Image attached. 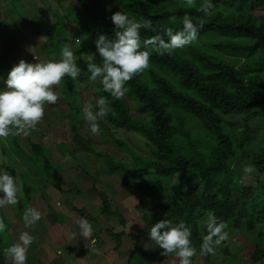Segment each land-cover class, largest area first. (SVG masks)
Instances as JSON below:
<instances>
[{"label": "trees", "instance_id": "trees-1", "mask_svg": "<svg viewBox=\"0 0 264 264\" xmlns=\"http://www.w3.org/2000/svg\"><path fill=\"white\" fill-rule=\"evenodd\" d=\"M75 1L87 16L102 25L81 28L86 38L85 48L91 53H95V41L100 34L109 39L115 38L111 16L119 11L130 18L152 21L151 29H141V41L155 35H161L167 41L163 30L166 27H171L174 32L181 30L186 14L198 26V40L171 55H160L151 46L142 47V51L149 52V66L126 83L125 99L121 97L117 100L104 92L100 78L94 82L95 97H105L108 101V115L103 120L115 129L142 136L150 156L134 154L135 165L115 162L108 153H98L90 147L91 138L81 137L76 121L71 123L68 132L70 141L66 145L74 157L86 154L103 158L109 173L126 176L127 185L132 183L136 188L145 189L153 184H156L155 189L163 183L166 185L164 195L157 196L145 190L135 193L138 207L146 217L143 218L144 227L137 236L132 237L133 240L138 242L141 238H148L151 226L160 220L167 219L173 224L183 221L191 228V241L197 249V254L192 258L193 264L211 261L224 241L215 248L214 255L199 254L202 237L207 234L199 224L205 212L213 211L219 220L226 222L228 233L242 229L243 225H246L247 231H255L260 224L259 219H264V135L260 138L257 151L248 149L258 136L256 131L249 129L248 123L256 119L264 121V19L256 16L257 11L264 9V0H212L214 10L209 15H204L200 10L204 0H195L192 5L185 3V0H175L169 7L152 5V0L142 4L111 0L115 3L112 8L100 0ZM108 7L111 11L106 10ZM53 18V25L48 27L45 23L31 34L35 38H43L45 48H51L50 60L58 61L62 57L57 49L62 50L67 40L57 36L54 42V33L63 23H59L55 15ZM212 38H216L217 42L209 44ZM202 41L208 42L218 52L209 50L206 47L208 44H197ZM82 49L78 52H82ZM256 54L258 57L251 60ZM225 56L236 60L229 62ZM95 63H102L98 54ZM87 64L86 59L79 61L78 66L82 69L80 76L90 80ZM11 68L7 67L8 72ZM66 87L69 99H64L63 103L74 119L80 111L79 104H76L78 94L73 93L70 83ZM129 100L134 101L133 112L137 116L132 115ZM93 108L98 110L96 102ZM234 119L242 122L243 128H237V123L232 121ZM108 134L112 137L111 132ZM111 140L128 152L121 140L113 137ZM14 145L16 151L31 163L33 159L36 163L41 162L45 175H48L50 162L41 145L31 143V156L25 154L16 140ZM241 162L253 167L257 179L241 191L223 185L222 180L233 175V165ZM175 176L183 182L196 181L202 185V189L189 188L176 193L173 185L167 181ZM145 179L149 181L147 184L138 183ZM95 187L93 192L101 203L100 214L122 220L111 209L112 202L106 193L97 191ZM16 206L17 210L22 209L20 201ZM251 242L254 249L250 251L251 262L247 264H264V235L258 234ZM137 252L135 249L126 264L136 261ZM161 252L162 249L157 253L158 262L171 256L164 257ZM196 257L199 258L198 262H194ZM145 260L148 261L147 258ZM0 264H7L1 249Z\"/></svg>", "mask_w": 264, "mask_h": 264}, {"label": "rangeland", "instance_id": "rangeland-1", "mask_svg": "<svg viewBox=\"0 0 264 264\" xmlns=\"http://www.w3.org/2000/svg\"><path fill=\"white\" fill-rule=\"evenodd\" d=\"M114 1L100 0L103 4H110L111 8L115 5V3H113ZM116 1L121 3L142 4L150 0ZM152 1L154 2H152V5L169 7L175 0ZM54 15L55 18L59 20V23L62 21L64 26L63 29L61 23L59 24V30L57 33H54V42H56L57 36L67 40L66 46L73 51L78 64L79 61L88 60L87 54L90 52L85 48L86 38L82 35L81 28L87 26L97 28L100 24H96L87 16L75 0H0V90L6 87L3 80L7 78V67H13L21 60L34 64L37 62H47L51 59V54L49 52L51 48H45V40L43 38H34L31 36L29 29L30 27L33 28V26L35 29L39 28L45 25V23L50 27L55 23V19L53 18ZM256 16L260 19H264V9L257 11ZM22 31L23 39H21L20 34ZM12 37L14 40L10 39ZM77 39H79V42L76 41ZM212 39L213 40L208 41L209 44L217 42L216 38ZM9 40H13L12 44ZM208 42L202 41L197 44L201 46L203 44H208ZM209 44L208 46L206 45L209 50L218 52L215 47L209 46ZM55 49H57L56 46ZM81 49L82 52H78ZM57 52L61 56L60 48L57 49ZM257 55L258 54L251 60H255L258 57ZM224 58L229 62L236 60V58L229 56H225ZM55 59L57 58L55 57ZM262 77L264 80V73ZM96 81L97 80H88L85 76H79L76 81L65 77L60 85L53 86L59 97L57 103L45 107L42 120L37 124L35 130H33L30 135H21L22 137L10 136L7 140H0V165H3L13 178L17 177V183L21 188L18 198L22 205L21 210H17L18 208L16 205L7 206L6 209H4L5 207L0 208V220L5 224V231L0 233V249L3 248L4 250L17 241L13 236V231H15V229H13L12 226L15 227L16 224H14L12 219L15 217V223L23 222L22 217L25 211L28 208H35L37 210L36 206L40 200L50 206V204L53 203L54 197L57 196L58 190L64 193L65 189H70V193H74L78 191L76 187L84 186V182L89 186L94 184L97 191H103L106 193L108 200H112L111 197L116 195L114 193L115 189L120 185L118 187V191L121 192L120 195L124 196V194L129 193V196L132 195L135 198V205L136 203L138 204L135 193L139 191H151L152 194L157 196L166 193V190H164L166 185L164 183L159 186L158 189H155L154 186H156V184L154 185L153 183L152 186H146V189L136 188L132 183L127 185L128 182L125 181L126 176L124 177L120 174L111 175L109 173L103 158H95L86 154H77L76 157L71 155L72 152L70 153L66 144L70 141L68 139V132L72 126L71 123L72 121H76L81 137L88 138L89 136L91 138L90 147L98 153H108L115 162H121L124 165H135L134 154L142 157L150 156L142 136L133 132L115 129L103 119L98 121L102 130L101 133L94 136L90 132L89 122L84 117V109L88 106L93 108V104L98 101L94 94L96 92L94 82ZM69 83L72 86L73 93L78 94L76 104L80 106V111L74 116V119L65 103H63L64 99H69V95L67 91H65ZM128 103L131 107L130 111L132 115L137 116L133 112L134 101L129 100ZM232 121L237 123V128H243V123L239 120L234 119ZM248 127L251 131H256L258 133L257 139L248 146L250 151L255 152L260 146V138L264 135V121L257 119L252 120L248 123ZM108 132H111L113 138L121 140L126 145L128 152L126 149L124 150L116 146L112 142V137L109 136ZM15 140L20 144L27 156L33 155L32 149L30 148L31 143L41 145L50 162V169L47 171V176L44 173L41 162L36 163L33 159L31 163L27 157L20 155L16 151L14 147ZM65 157H69L70 159L66 160ZM245 166V162L234 164L233 175H229L224 180L220 179V181L222 180V184L230 185L231 188H237L241 191L243 187L253 183V181L257 179V175L254 171L245 173L243 171ZM167 181L173 185L176 193H181L189 188L202 189L200 183L196 181L183 182L176 176ZM148 182L147 179L138 181V183L146 184ZM111 191L113 193H109ZM169 192L171 193L172 191ZM2 195L3 194H0V196ZM65 197L66 196H63L61 199L64 201ZM96 199L99 201L98 198ZM111 209L116 211L118 216H121L115 207ZM137 211L141 213L142 222L145 223L143 218L146 216L142 214L139 207ZM87 213L89 215L95 214V212ZM51 218L53 217L44 218L41 216V219L32 227L36 230H43L51 221ZM259 220L260 224L255 231L249 232L247 231L246 225H243L242 229L229 232L228 239L224 241L223 246L218 247L217 255L213 256L211 261L203 264H247L251 262L252 254L250 251L254 249L251 241L258 234L264 235V219L260 218ZM16 230H19V228L17 227ZM16 235L19 236L20 234ZM259 243H261V241H259ZM159 251L160 249L155 245L151 251L149 248L146 252L145 250L142 251L145 254V256L142 257L143 253L138 249V252L135 254L137 258H135L136 261H134L133 264H177V258L173 255L168 257L165 261L158 262L157 253ZM145 258H147L149 262L146 261ZM141 259H143V261H141ZM198 261V257L194 258V262ZM126 263L127 261L124 264ZM8 264H11V262L9 261ZM27 264H32L29 259L27 260ZM259 264H261V262H259Z\"/></svg>", "mask_w": 264, "mask_h": 264}, {"label": "clouds", "instance_id": "clouds-1", "mask_svg": "<svg viewBox=\"0 0 264 264\" xmlns=\"http://www.w3.org/2000/svg\"><path fill=\"white\" fill-rule=\"evenodd\" d=\"M192 5L195 0H185ZM111 11V8H106ZM204 15L214 10L212 0H204L200 9ZM115 26V38L109 39L100 34L95 41V53L87 54V71L91 73L92 81L101 79L103 91L114 99H120L127 91L125 85L149 66V52L141 48L151 46L160 55H171L178 49H185L198 40V26L190 15L183 17L181 30L173 31L171 27L163 30L168 37L165 41L161 35H155L146 41H141V29H151L152 21L148 19L130 18L126 13L119 11L111 16ZM79 42V39L76 40ZM97 54L102 63H95ZM61 59L47 62L27 63L21 60L14 65L3 80L6 87L0 90V140H7L10 136H28L35 130L42 120L45 107L55 105L58 95L53 86L60 85L67 77L73 81L81 75L82 69L78 66L73 51L65 46L61 50ZM94 110L91 106L84 109V117L89 122V130L95 136L101 133L98 121L108 115V101L101 97L96 102ZM65 159H70L65 157ZM243 171L251 173L252 166H245ZM21 188L17 177L13 178L3 165H0V208L18 204ZM25 228H31L41 219V213L35 208H28L23 217ZM200 227L206 231L202 237L199 254L214 255L215 248L228 239L226 231L228 225L219 220L213 211H207L199 221ZM78 231L72 235L81 239L93 236L94 227L86 219L77 221ZM5 231V224L0 220V233ZM191 228L183 221L173 224L163 219L151 226L148 238L162 249V256L173 255L179 264H193L192 258L197 249L191 241ZM35 242V237L28 231L20 233L18 242L4 249L3 255L11 264H27V253Z\"/></svg>", "mask_w": 264, "mask_h": 264}, {"label": "crops", "instance_id": "crops-1", "mask_svg": "<svg viewBox=\"0 0 264 264\" xmlns=\"http://www.w3.org/2000/svg\"><path fill=\"white\" fill-rule=\"evenodd\" d=\"M36 29L33 26L29 31ZM22 33L23 31L20 33L21 39ZM30 35L32 36L31 33ZM13 40H9L11 44ZM83 185L76 187L78 191L74 193H70V189H65L64 193L58 190L50 206L41 200L37 203V211L42 217H53L43 230L25 228L24 222L15 223V217L12 219L16 224L15 227L12 226L15 229L13 236L16 242L19 238L16 234L23 231H28L35 237V242L27 253L32 264H124L135 249L146 252L148 248L150 251L154 248L156 244L149 238H141L138 242L132 239L144 227L142 215L137 211L138 204L135 205V198L132 195L129 196L127 192L128 194L121 196V192L118 191L120 185L113 190L116 195L111 197L112 207L117 209L122 219L118 221L116 218H106L100 214L101 203L97 201V194L93 192L94 184L89 186L83 182ZM60 196H66L65 200L63 201ZM87 212H95V216ZM80 218H86L94 227L93 237L97 241L92 249H89L90 238L84 240L78 235L75 237L72 235L78 231L77 221ZM17 227L19 230H16ZM1 250L4 251L3 248ZM9 261L7 259V264Z\"/></svg>", "mask_w": 264, "mask_h": 264}, {"label": "built area", "instance_id": "built-area-1", "mask_svg": "<svg viewBox=\"0 0 264 264\" xmlns=\"http://www.w3.org/2000/svg\"><path fill=\"white\" fill-rule=\"evenodd\" d=\"M90 239H91V242H90V245H89V249H92V248H94L97 240L93 236Z\"/></svg>", "mask_w": 264, "mask_h": 264}]
</instances>
